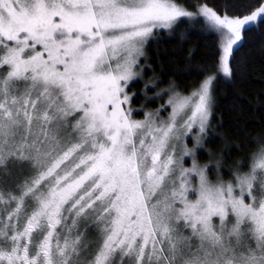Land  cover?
<instances>
[{"label": "snow or ice", "instance_id": "6c2138e0", "mask_svg": "<svg viewBox=\"0 0 264 264\" xmlns=\"http://www.w3.org/2000/svg\"><path fill=\"white\" fill-rule=\"evenodd\" d=\"M193 7L0 0V264H264V144L227 183L196 161L216 76L133 118L127 88L159 31L202 21L230 79L264 25V0Z\"/></svg>", "mask_w": 264, "mask_h": 264}, {"label": "trees", "instance_id": "16d2710c", "mask_svg": "<svg viewBox=\"0 0 264 264\" xmlns=\"http://www.w3.org/2000/svg\"><path fill=\"white\" fill-rule=\"evenodd\" d=\"M177 2L195 11V0ZM208 2L219 5L222 0ZM219 55L218 38L204 31L202 21L180 20L171 32L161 31L148 43L143 72L127 91L135 93L131 106L140 109L134 119H142L145 112L166 105L173 91L186 95L207 75H215L212 116L204 142L206 154H198L197 161L226 169L241 162L239 171H244L253 153L264 144V25L259 32L244 33L243 45L230 62V79L216 69ZM168 110L164 107L161 113ZM222 174L226 176V170ZM89 238H93L91 234Z\"/></svg>", "mask_w": 264, "mask_h": 264}, {"label": "rangeland", "instance_id": "374dc122", "mask_svg": "<svg viewBox=\"0 0 264 264\" xmlns=\"http://www.w3.org/2000/svg\"><path fill=\"white\" fill-rule=\"evenodd\" d=\"M183 19H187V18H181V20H183ZM161 31H164V30H161ZM161 31H159L152 39H150L149 40V42H151L152 40H155V38L157 37V35L161 32ZM148 42V43H149ZM148 43H147V45H148ZM147 45L145 46V49H144V56L143 57H141L140 58V60H139V67L137 68V71L140 73L139 74V76L136 78V79H138L139 77H140V75H141V73L143 72V67H144V64H143V60H144V58H145V56H146V47H147ZM135 81V80H134ZM133 82V81H132ZM131 82V83H132ZM130 83V84H131ZM128 92V91H127ZM171 112V108L169 107V110L167 111V112H160L161 114H160V119H164V120H166L167 118H168V116H169V113ZM134 118V117H133ZM142 119H144V117L142 118ZM142 119H137V120H142ZM209 128V127H208ZM208 128H207V130H208ZM207 130H206V132H207ZM197 133H198V129H194L193 130V132H192V134L189 136V137H187L186 138V143H187V147L188 148H193L194 146H195V140H194V137L197 135ZM206 135V134H205ZM205 135H204V137H203V139H202V147L201 148H199L198 150H197V152H196V161H197V155L198 154H203V153H205L206 154V150H204V142H205ZM183 143H184V140H182L181 142H180V144H179V147H182V145H183ZM197 163L200 165V166H203L202 164H200L198 161H197ZM251 163H252V160H250V162H249V165H248V168L246 169V170H240L239 171V167L240 166H243L242 164L243 163H236L235 165H234V167H231L230 169H226V167H224V168H222L220 165H218V164H212V165H210V170H209V172H208V175H209V177H210V179L212 180V182H216L217 181V179L218 178H220V179H222L225 183H227V182H229V181H233L234 180V174L235 173H237V172H239V173H241V174H244V173H247V172H249V170H250V167H251ZM184 166L185 167H191L192 166V158L191 157H188V158H186V162H185V164H184ZM218 169H219V171H218ZM224 170H226V176H223L224 174H222V171H224ZM195 182V181H194ZM193 199L195 198L194 196L192 197Z\"/></svg>", "mask_w": 264, "mask_h": 264}]
</instances>
